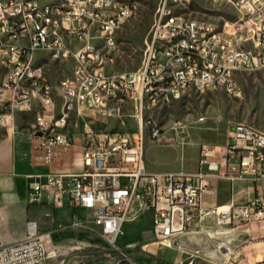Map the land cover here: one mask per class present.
<instances>
[{
  "label": "built area",
  "instance_id": "built-area-1",
  "mask_svg": "<svg viewBox=\"0 0 264 264\" xmlns=\"http://www.w3.org/2000/svg\"><path fill=\"white\" fill-rule=\"evenodd\" d=\"M181 1H157L141 66L111 71L116 35L138 1L0 0V127H11L16 111L37 109L31 130L48 161L71 145L66 129L81 121V170L36 175L29 200L83 209L108 246H116L126 221L145 213L155 242L174 249H182L177 237L201 222L237 226L264 218L260 195L229 207L205 205L203 196L212 193V185L200 168L145 169L146 137L161 141L166 134L154 117L158 110L189 90L240 96L239 78L264 68V0H215L236 12L235 19L222 23L177 13ZM1 12H10V19H1ZM166 36H173V44H166ZM37 51L52 61L72 60L59 93ZM126 115L134 120L132 129L93 126L103 118L123 127ZM185 127L172 121L174 140L183 138ZM199 165L229 180L264 181V130L234 123L224 146H199ZM69 225L82 223L73 218ZM53 248L50 233L31 219L20 240L0 246V264H47ZM197 254L173 264H194ZM219 264H229V257Z\"/></svg>",
  "mask_w": 264,
  "mask_h": 264
},
{
  "label": "rangeland",
  "instance_id": "rangeland-1",
  "mask_svg": "<svg viewBox=\"0 0 264 264\" xmlns=\"http://www.w3.org/2000/svg\"><path fill=\"white\" fill-rule=\"evenodd\" d=\"M136 1V12L116 35L118 52L114 64L109 68L111 71L135 70L142 64L144 39L152 24L158 0ZM175 9L183 16L215 23L236 18V12L231 5L215 0H182ZM37 54L43 57L41 62L45 64L56 93H59L61 80L71 74L72 60L52 61L43 51H37ZM239 82L240 96L227 95L220 90H189L158 110L154 117L165 129L166 134L161 141H150L146 137L145 160L152 162L159 169L195 167L199 146L202 143L224 146L229 141V133L234 123L241 121L264 130V68L243 74ZM36 112L35 108L28 112L16 111L19 128L30 127ZM198 116H203L204 119L196 122ZM123 119V127L114 120L103 118L95 120L93 126L100 130L134 127L131 117L126 115ZM174 120L186 124L183 138L179 141L174 140L175 132L169 128ZM80 123V120H76L67 127L66 132H79ZM72 139L77 144L80 143L79 136H72ZM38 150L43 155L48 154L42 146H38ZM59 153L60 149L58 155L51 158H59ZM44 211L39 210L38 227L40 231L50 233L51 244L54 246L47 264H171L159 251L157 254L151 251L154 246H144L152 242L153 231L150 230L149 217L138 216L124 225L123 235L119 237L116 246L112 247L103 242L85 211L73 210L71 213L82 223L79 227L69 225V211H56L50 216H46ZM231 226L233 225L226 224V228ZM223 236L224 234L218 240L224 239ZM189 246L190 249L199 247L192 243ZM157 249L161 252L173 251L162 245ZM208 259L209 257L197 259L194 264H215Z\"/></svg>",
  "mask_w": 264,
  "mask_h": 264
},
{
  "label": "crops",
  "instance_id": "crops-1",
  "mask_svg": "<svg viewBox=\"0 0 264 264\" xmlns=\"http://www.w3.org/2000/svg\"><path fill=\"white\" fill-rule=\"evenodd\" d=\"M29 125L30 127L20 129L14 113L12 126L0 127V246L20 240L26 233L27 221L39 218V210L44 209L43 213H49V215L60 210L69 211L71 215L69 222L76 218L71 214L73 210L84 211L67 206L53 208L45 198L41 204L31 203L29 200L30 185L38 179L36 175L79 172L82 167V140L79 132H67L71 145L60 148L59 158L53 157L45 161L44 155L38 150L40 139L32 133L31 123ZM72 136H79L80 143L77 144ZM144 165L148 172H195L200 168L208 173L212 193L203 196V202L207 206L229 207L232 204L245 203L259 195L264 200V181L229 180L221 177L218 171H209L205 166L199 165V152L196 153L195 167L159 169L152 162L145 160L144 149ZM141 216L149 217L151 225L149 213ZM130 221H126L124 225ZM222 234L224 239L218 240ZM177 240L181 242L182 249L171 248L173 251L162 250L161 252L157 249L159 243L155 242L154 235H152V242L144 246H154L151 251L154 254L159 251L171 264L185 260L195 250L198 254L194 258V263L197 259L209 257L208 261L219 264L222 259L229 257V264H264V218L230 228H226V223L214 222L208 225L201 222L187 233L181 234ZM191 243L199 247L190 249Z\"/></svg>",
  "mask_w": 264,
  "mask_h": 264
},
{
  "label": "bare ground",
  "instance_id": "bare-ground-1",
  "mask_svg": "<svg viewBox=\"0 0 264 264\" xmlns=\"http://www.w3.org/2000/svg\"><path fill=\"white\" fill-rule=\"evenodd\" d=\"M1 19H10V12H1ZM166 44H173V36H166Z\"/></svg>",
  "mask_w": 264,
  "mask_h": 264
},
{
  "label": "water",
  "instance_id": "water-1",
  "mask_svg": "<svg viewBox=\"0 0 264 264\" xmlns=\"http://www.w3.org/2000/svg\"><path fill=\"white\" fill-rule=\"evenodd\" d=\"M38 135L40 134V132L37 133Z\"/></svg>",
  "mask_w": 264,
  "mask_h": 264
}]
</instances>
